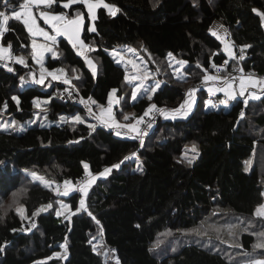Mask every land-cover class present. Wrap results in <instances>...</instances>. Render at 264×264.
Returning a JSON list of instances; mask_svg holds the SVG:
<instances>
[{"label":"trees","instance_id":"16d2710c","mask_svg":"<svg viewBox=\"0 0 264 264\" xmlns=\"http://www.w3.org/2000/svg\"><path fill=\"white\" fill-rule=\"evenodd\" d=\"M19 2L22 0H1L0 9L18 10ZM65 2L56 0L49 10L67 11L70 15L76 10L82 12L83 39L96 47L91 52L96 75L62 36L56 39V56L47 55L44 66L51 71L63 67L76 69L74 91L87 100L91 97L96 102L91 106L107 105L112 89L117 90L118 98L130 97L129 88L123 93L125 68L109 55L112 50L130 46L150 55L154 61L167 59L168 53H172L188 62L186 72L190 74L186 82L166 80L160 75L162 85L152 94L151 101L147 94L127 101L130 119L124 120L126 123L144 116L151 104L177 108L185 99L187 88L197 86L202 79V68L217 73L212 64L223 67L229 57L221 41L209 32L216 20L228 29L237 57L241 46L251 45L239 67L264 73V20L257 15L264 13V0H195V5L193 0H104L119 11L110 16L106 9L98 8L93 22L96 32L87 31L89 18L82 4L64 9L61 5ZM8 28L0 43L11 45L12 55L18 52L27 55L30 67L27 30L13 19L9 20ZM198 63L201 67H197ZM235 63L229 60L226 71L220 74L231 73ZM9 65L11 72L0 65V111L4 110L11 118L18 121L33 118L37 112L33 105L36 99L49 101L41 106L47 109V119L53 122L60 116L85 113L84 107L59 96L62 85L57 81H52L49 89L44 84L20 89V77L28 67L13 61ZM230 108L205 107L198 93L186 117L180 114L175 119L160 117L143 135V146L123 130L122 138L117 137L112 127L102 123H96L94 130L86 123L66 120L45 127L35 124L19 133L0 131V194L24 184L28 197L22 204L27 217L41 205L56 204L58 199L75 212L80 193L74 191L58 197L54 191L30 180L26 172L34 171L62 184L68 178L75 181L83 177L84 163L91 173L98 174L124 161L106 178L99 177L89 190L86 205L91 216L81 211L66 220L56 215L53 206L34 221H22L11 211L0 223V264H108L101 253L93 251V239L101 234V229V244L117 257L119 264H238L247 258L264 257V249L257 248L258 252L253 253L256 237L248 232L238 234L242 245L239 262L219 249H208L190 235L205 228L204 217L213 209L214 215L224 220L229 214L250 218L264 202V96L249 100L247 107L241 100L235 101ZM242 109L245 116L240 119ZM39 113L45 115L43 111ZM193 144L198 155L188 164L185 156L195 155L190 151ZM126 156L133 159L124 160ZM247 161H252L249 171H245ZM136 167L139 169L135 170ZM32 222L36 227L25 231ZM65 238L67 256L52 257Z\"/></svg>","mask_w":264,"mask_h":264},{"label":"snow or ice","instance_id":"6c2138e0","mask_svg":"<svg viewBox=\"0 0 264 264\" xmlns=\"http://www.w3.org/2000/svg\"><path fill=\"white\" fill-rule=\"evenodd\" d=\"M56 2V0H22V2H19V9H13L12 13L9 15L5 11H0V37L4 35L5 32L9 30L8 23L10 19H15L17 21H20L25 29L27 30L30 37H32V59L33 61L40 65V77L39 79H36L35 76L32 78V82L36 84H44L46 76H50L53 80H63V83L66 85H70L71 81L67 78L66 73L63 68L55 69L53 71H48L47 68L43 65V56L45 52H52L53 57L56 56V53L53 51L52 47H48L46 44H38L35 37H43L45 41H50L52 46L55 47L56 45V37L57 36H63L65 39L68 40V42L72 45L73 49L76 50V54L78 56H81L84 59L85 64L89 67V69L92 71L93 76L96 75V65L93 63L92 59L88 57L86 53L91 51H96V48L86 44L83 39H81V33L85 29V17L83 16L82 12L80 10H76L74 14L70 15L69 12L65 11L60 14H52L50 11H47L45 9H51L53 4ZM211 2V0H209ZM193 3L195 5V0H193ZM76 4H82L85 9H87L88 18L91 19L93 22L96 20V10L98 8L103 7L107 10L108 14L110 16H115L116 13L119 11V9L113 5L107 4L104 2V0H66L65 3H62L61 7L64 9H70L73 5ZM5 7H7V3L5 4ZM254 11H256L254 9ZM257 15L261 16V19L264 20V13L257 12ZM37 18L43 20L44 24L48 25L52 32L55 33V35H49L47 31H45L44 28H42L37 23ZM88 32H96V28L94 24L92 26L87 27ZM209 32L216 37V39L220 40L222 44H224V51L229 57V59H226L224 61V65L227 66L229 64V60H235L236 63L232 65V71L238 72L240 75L233 76L231 74H228L226 76L221 77L219 75L220 72L226 71V68L224 67H218L215 64H212V67L216 69L217 75H209L206 69L202 68V71H204L203 76V83L204 86H207L209 81L212 82H219V87H207V91L209 93H213L215 91H221L224 93V95L229 100H235L237 98V95L239 97L244 98L243 104L245 107L248 106L249 100H260L262 96H264V78L257 77L255 73H244V69L242 67H239L240 61H243L245 59V50L247 48H250L251 45H244L240 47L239 56L237 57L236 54L232 51V48L234 47L233 44L230 42H225L223 39V36L220 33L219 27L217 28H210ZM224 35H227V31L224 30ZM23 46V45H22ZM142 50L143 49V46ZM128 53L135 54V49L129 47L126 49ZM146 51V50H145ZM114 59L116 57H120V59L116 60V63H121V61L124 59L123 54L120 52H117L116 50H113L109 53ZM169 58V67H173L172 61L175 60V57L172 53H168ZM10 59L13 60L15 63L26 65V61L24 57H15L11 55V45H9L7 48L0 45V60H6ZM149 59H151V56L149 55ZM137 60L139 58L137 57L136 60L128 59L127 64H131L132 68L136 70V75H132L130 77L127 68L125 70V81L132 86V99L135 101L138 96V92L142 89L145 94H147V98L149 101L152 100V93H155L157 89L161 86V81H156L154 85L147 86L145 85L144 81L152 75L149 73L147 69V65L144 64L142 60H140L139 63H137ZM188 62L185 60H178L176 61V64L179 65L178 68H174V74L180 73L181 69L184 68V66ZM197 67H201V65L198 63ZM9 72L13 71L11 67H8L7 69ZM159 71V69L157 70ZM76 72V69H73V73ZM78 78V77H74ZM183 74L176 75V79L181 80L183 79ZM139 81L138 84H133V81ZM22 82H26L24 77H21ZM239 82L238 85H236V82ZM236 86V87H234ZM238 87V93L236 88ZM258 89V92H251L248 91V89ZM116 89H112V91L109 93L108 97V106L104 107L101 105H97V108L99 110V115L92 112L90 104H96L94 100H92L91 97L88 98V101H84L83 99L80 101L81 103L86 105V108L90 115L100 123L108 126L113 127L116 129H122L126 128L128 129L129 133H132L130 138L132 139H139V142L141 146H143V135L145 134L144 131L139 127L140 124L144 123V117L149 116L151 113L158 112L159 114L163 115L165 119L172 118L175 119L177 114H180L182 116H187L188 111L191 109V101L194 98L196 89H190L185 94L186 99L185 101L176 109L173 110H166L163 108H157L155 104H151L148 109L145 110L144 116L136 119L135 123H128V124H122L117 122L115 119V116L112 111V106L114 103H119L118 100H114V95L116 93ZM247 93V95H246ZM13 100H16L17 103H19V100L16 96L12 97ZM49 103L48 100L40 101V100H33V105L36 108H41L42 104ZM221 103H225V101H221ZM4 109H7V104L5 103ZM183 110V111H182ZM45 113V119L47 118L46 112L47 109H41ZM245 116V112L242 109L240 112V119H243ZM39 119V116L37 117ZM130 119L129 116L125 115L124 120L128 121ZM67 118L64 116L60 117L61 122H66ZM71 120L75 123H85L84 119L79 116L75 115L71 117ZM33 121L32 123H34ZM239 123V121H237ZM41 127H44L45 125L43 122H41ZM89 129L94 130L96 125L89 123L87 125ZM147 127L151 128L152 123L149 121L147 123ZM9 128H11L14 131H25V128L22 126H19L15 120H12L11 123H5L3 125H0V131H7ZM116 135H121V132L117 131ZM190 151L194 153L195 155H192L191 158H187L185 156V159H187V163L191 164L198 155L197 148L195 144L191 147ZM133 156H135V153H132ZM130 157H125L124 160H128ZM124 161H120L119 163L113 164L111 167H106L103 172L99 173V177H107L111 172L112 169H119L121 164ZM181 162V161H178ZM252 161L246 162L245 171H249L251 168ZM84 167V178L77 181L76 185L72 184V181L65 180L63 182V185L55 184L54 181L46 180L45 177L38 175L36 172H26V175L30 176L33 181H39L40 184L48 188L50 191H54L57 196H68L70 192L78 191L80 195L79 200V207L76 208L75 212L70 210V205L67 203L60 202L59 203V210L56 211V215L64 216L66 220H70L71 216L76 215L77 213L84 211L88 212V214L91 216V212L88 210V207L86 205V198L88 197L89 190L91 187L96 183L98 176L92 174L89 171V165L87 163L83 164ZM142 171V168L140 169ZM55 184V187L53 188V185ZM27 189L25 187H21L18 190L11 192V204L9 207H12V205H15L14 211L15 213L20 217L22 221L26 219H31L34 221V218L39 216L42 212H47L49 209L53 207L51 203L47 205H41L39 208H37L35 211L31 213V217H27L25 215L26 213V207L24 204L20 203V200L22 196L26 193ZM264 195V193H262ZM2 195H0V201H2ZM66 213V215H65ZM215 214V213H214ZM254 216L264 219V205H259L255 212ZM95 219V217H93ZM97 223H99L97 221ZM244 222L241 220L236 224H230L227 226V232L229 237H236L237 231L240 232H248V234L253 235L256 237V243L253 245V248H261L264 249V231L259 232H251V228L254 227L253 223L249 221L245 227H241V224ZM36 227V223L32 222L30 224V227L25 229V231H31ZM23 228V225H22ZM216 231H220L219 229H215ZM12 231H17L16 229H13ZM101 229V234H102ZM197 234H202L198 229L194 230ZM206 234V233H203ZM91 243V241H89ZM230 246L233 247H241L239 243L234 242L233 244H230ZM61 249H63V255L64 257L67 256V238H65V242L62 243L59 246ZM2 251V249H0ZM93 251L97 252V247L93 246ZM60 253H54V256L60 257ZM108 253H105V256H107ZM36 264H41V262H36ZM117 264L119 262L117 261ZM242 264H264V259L255 258L251 260H246L242 262Z\"/></svg>","mask_w":264,"mask_h":264},{"label":"rangeland","instance_id":"374dc122","mask_svg":"<svg viewBox=\"0 0 264 264\" xmlns=\"http://www.w3.org/2000/svg\"><path fill=\"white\" fill-rule=\"evenodd\" d=\"M19 9V8H18ZM45 10H47V11H50L52 14H60V13H62V12H56V11H53V10H49V9H45ZM0 11H5L6 13H8L9 15L12 13V11H11V9H7V8H2V9H0ZM86 11H87V9H86ZM87 15H88V13H87ZM217 21H219V20H216V21H214V23L215 22H217ZM37 23L42 27V28H44L45 29V31H47L48 33H49V35H55V33H53L52 32V29L48 26V25H46V24H44V22H43V20H41V19H39V18H37ZM214 23L212 24V27L211 28H213V25H214ZM90 26H92V25H90ZM82 33H83V31H82ZM82 33H81V39H83V35H82ZM223 36H224V34H223ZM59 37H61V36H57L56 37V39L57 38H59ZM63 37V36H62ZM225 37H228V36H225ZM32 37H30V46H31V42H32ZM35 39H36V41H37V43L38 44H46L48 47H52L53 48V51L55 52V53H57V50H56V48L55 47H53L52 46V44H51V42L50 41H45L44 39H43V37H39V36H37V37H35ZM224 39V41L225 42H229V40L228 39H225V38H223ZM84 40V39H83ZM87 44V43H86ZM0 45H2L1 43H0ZM90 45V44H89ZM3 46V45H2ZM92 46V45H91ZM3 47H5V48H7V46H3ZM93 47H95V46H93ZM130 46H121V47H119V48H117V49H115L117 52H120L121 54H123V56H124V59L121 61V63H119V65H122L124 68H125V70H126V68H127V71H128V73H129V75H130V77L132 76V75H136L137 73H136V70H134L133 68H132V66H131V64H127V60L128 59H133V60H136V58L138 57L139 58V60H137V63H139L140 62V60H142L143 62H144V64H146L147 65V69H148V71H149V73H151L152 75H150L145 81H144V83H145V85H147V86H152V85H154V83L156 82V81H160V79H159V77H161L160 75H164L165 77L163 78V79H166V80H175V81H177L178 79H176V75H180V74H183V79H181V80H178L179 82H186V80L188 79V77H189V74H190V72H186V65L184 66V68L183 69H181V72L180 73H176V74H174V68H178L179 67V65L178 64H176V61H178V60H180V59H178V58H175V60H173L172 61V64H173V67H169V58L167 57V59H164V60H162V61H154L153 60V58L151 57V59H149V56H148V54H146V53H144L143 51H141V50H136L135 51V54H133V53H128L127 51H126V49L127 48H129ZM96 48V47H95ZM131 48H133V47H131ZM134 49V48H133ZM75 50V49H74ZM223 50H224V44H223ZM113 51V50H112ZM232 51H233V48H232ZM31 58H32V46H31ZM75 52H76V50H75ZM92 52V51H91ZM91 52H88V53H86L87 55H88V57L90 58V59H92V61H93V63L95 64V60H94V57L92 56V53ZM111 52V51H110ZM109 52V53H110ZM47 55H49V56H51V57H53V55H52V52H45L44 53V56H43V65H44V62H45V58H46V56ZM12 56H15V57H24V59H25V61L27 60V55H25L24 53H22V52H18V53H16V54H13ZM111 56V55H110ZM81 57V56H80ZM112 57V56H111ZM113 58V57H112ZM114 59V58H113ZM117 59H120V57L118 56V57H116L115 59H114V61H115V63H116V60ZM11 61H13V60H11ZM9 62H10V59H6V60H0V65H3L6 69H8V67H11L10 65H9ZM14 62V61H13ZM15 63V62H14ZM118 64V63H117ZM26 65H27V63H26ZM96 65V64H95ZM24 66V65H23ZM87 66V65H86ZM28 66H24V68H27ZM45 67V66H44ZM88 67V66H87ZM46 68V67H45ZM64 68V71H65V73H66V76H67V78L71 81V84L70 85H66V84H64L63 83V80L61 79V80H53L50 76H46V79H45V82H44V85H46V89H49V86L51 85V83H52V81H57L59 84H61L62 86H66V87H69V88H71L72 90H76V85H75V83L73 82V79H74V77H77V73H73V71H71V70H67L65 67H63ZM89 68V67H88ZM28 69V70H27ZM24 72H23V74H22V76L21 77H24V79H25V81L26 82H22L21 81V77H20V83H19V88L20 89H23V88H25L26 86H29V85H33V84H36V83H33L32 82V78H33V76H35V78L36 79H39V77H40V65H38V64H36L34 61H33V59H32V63H31V66L30 67H28ZM66 69V70H65ZM159 69V71H157ZM48 71H51V70H48ZM208 72V71H207ZM208 73H210V72H208ZM231 73H233V71L231 70ZM204 74L205 73H203V76H204ZM220 74V73H219ZM230 74V73H229ZM221 75V74H220ZM200 81H202V79L200 80ZM199 81V82H200ZM126 82V81H125ZM74 83V84H73ZM139 83V81L137 80V81H133V84H138ZM161 85H162V83H161ZM198 85H199V83L197 84V86H192V87H188L187 88V92H188V90H190V89H196L197 87H198ZM125 86H126V88L123 90V93H125L126 91L128 92V88H129V98L128 99H126V97H124V96H122V97H117L116 95H114V100H118L119 101V103H114L113 104V106H112V111H113V114L116 112L117 114H118V116H116L115 114H114V116H115V119L117 120V122H119V123H122V124H128V123H126L125 121H124V116L125 115H128L129 114V111L126 109V105H127V101H130L131 99H132V86H130L127 82H126V84H125ZM191 86V85H190ZM158 90V89H157ZM200 91H196V93H199ZM145 93L143 92V90L141 89L139 92H138V96H141V95H144ZM153 94V93H152ZM187 97L185 96V99H186ZM185 99L183 100V101H185ZM36 100H39V99H36ZM133 100V99H132ZM204 100V99H203ZM40 101H44V100H40ZM237 101V100H236ZM211 102H214V103H220V100H219V98L218 97H216V96H211V97H209V99H208V101H206V102H204V103H206L207 104V107H209L208 106V104H210ZM183 102H181V104H182ZM230 101H225V103H222V105H224V107H227L228 105H230L231 106V104L233 103H231ZM234 103H235V100H234ZM242 103H243V101H242ZM180 104V105H181ZM211 105V104H210ZM213 105H217V104H213ZM44 106V105H43ZM108 106V103H107V105H105L104 107H107ZM230 106H229V108H230ZM90 107H91V109H92V112H94V113H96L97 115H99V110H98V108H97V105H95V106H91V104H90ZM116 108H120V110H118L117 111V109ZM228 108V109H229ZM41 109H43V107L41 106V108H37V112L34 114V116H33V118H31V119H29V120H25V121H18V120H16V119H14V118H11L8 114H6L5 112H4V110H1L0 111V125H3V124H5V123H11V121L12 120H15L16 122H17V124L19 125V126H22L23 128H25V129H27V128H29V127H31V126H33V125H41V122H43V124L45 125V126H49L50 124H55L56 122L57 123H60L61 121H60V117H59V119L56 121V122H53V121H50V120H48L47 118L45 119L44 117H45V115L43 114V115H41L40 113H39V111H41ZM231 109V108H230ZM75 115H79V116H81L83 119H84V121H85V123L88 125L89 123H92V124H96V123H100L99 121H97L96 119H94L93 117H92V115H90V113L88 112V110H86L85 111V113H80V112H77V113H75V114H73V115H67V116H64V117H66L67 118V120L68 121H72L71 120V117H73V116H75ZM39 116V119L37 118ZM119 119V120H118ZM33 121H35L34 123H32ZM134 121H136V120H134ZM134 121L132 122V123H134ZM74 122V121H73ZM44 126V127H45ZM112 129H114L115 131H114V133H115V135H116V132L117 131H119V132H121V130H123L124 132V134H128V135H133L132 133H129L128 132V129H124V128H122V129H116V128H113L112 127ZM5 132H13V133H19V132H21V131H14V130H12L11 128H9L7 131H5ZM123 133L121 132V135H116L117 137H120V138H122V136H123ZM146 133V132H145ZM139 140V139H138ZM131 159H133V157H131L130 156V158H129V160H131ZM139 169V167H136L135 168V170H138ZM28 172H32V171H28ZM101 172H103V171H101ZM100 172V173H101ZM37 173V172H36ZM38 175H40V176H43V175H41V174H39V173H37ZM99 174V173H98ZM98 174H94V175H97L98 176ZM44 177V176H43ZM30 180L32 179L30 176L28 177ZM98 178H99V176H98ZM46 179V178H45ZM47 180V179H46ZM24 181V180H23ZM34 182H36V183H39L40 184V182L39 181H34ZM20 187H24V184H22V185H20L19 187H17L16 189H14V190H10L9 192H7L6 194H0V195H2V199L4 200V201H8V200H10L11 199V192L12 191H15V190H18ZM55 186L53 185V188H54ZM70 193H72V192H70ZM69 193V194H70ZM81 195V194H80ZM59 197V196H58ZM60 202H63L62 200H60V199H58L57 200V202H56V204H54L55 202H53V206H55L56 207V210H59V203ZM64 203V202H63ZM261 205H264V202L261 204ZM216 210L215 209H213L212 211H211V213L208 215V216H206V217H204V220H203V222H204V225H205V228H203L201 231H200V233H202V234H196V232H191L190 233V235H194L193 236V239H195L194 241H196V242H199L201 245L203 244V246H205V247H207L208 249H210V250H212V251H218V249H219V251H221V253L223 254V255H225V256H230L231 255V257H233V258H235V260H237L238 262L241 260L239 257L240 256H238L239 255V253L242 251V245H241V243H240V241H239V237H238V234H240V231L238 230L237 231V236L236 237H229V235H228V232H227V226L228 225H230V224H236V223H238L239 221H243L244 223L243 224H241V227L243 228V227H245L246 225H247V223L249 222V221H251L252 223H253V225H254V227H252L251 228V232H259V231H264V219H260V218H258V217H256V216H252V217H250V218H248V217H238V216H235V215H233V214H229V216L228 217H226L225 218V220L223 219V218H220V217H218V216H216V215H214V212H215ZM65 215H66V213H65ZM63 216V215H62ZM64 217V216H63ZM215 229H219L220 231H216ZM203 233H206V234H203ZM101 235V234H100ZM100 235H98L97 237H95L94 239H93V246L95 245L96 247H97V252H99V253H101L102 255H103V257H104V259H105V262H107L108 264H112V262H114V264H117V261H118V259H117V257H115V256H113L112 255V253L110 252V250H108L106 247H104L102 244H101V240H102V237L100 236ZM158 241V240H157ZM159 242H161V240L159 239ZM234 242H237V243H239V245H241V247H233V246H230V244H233ZM156 243H158V242H156ZM256 243V242H255ZM254 243V244H255ZM223 247H225V248H223ZM252 250L253 251H255V252H253V253H257L258 252V249L257 248H252ZM263 250V249H262ZM261 249L259 250V256H260V254H261V252L260 251H262ZM55 253H60L61 255H60V257H62L63 256V249H61L60 248V250L59 251H57V252H55ZM105 253H108V255L107 256H105ZM52 257H56V256H54V253H53V256ZM59 258V257H58ZM257 258H260V259H264V257H257ZM252 259H255V258H252ZM246 260H251L250 258H247ZM246 260H242V261H240V263H238V264H242V262H244V261H246Z\"/></svg>","mask_w":264,"mask_h":264},{"label":"crops","instance_id":"0c3cea01","mask_svg":"<svg viewBox=\"0 0 264 264\" xmlns=\"http://www.w3.org/2000/svg\"><path fill=\"white\" fill-rule=\"evenodd\" d=\"M90 25H93V21L91 20V19H89V26ZM217 27H219V29H220V33H221V35L223 36V34H224V30H226L227 31V35H224L223 36V38H225V39H228L229 40V42L231 43V44H233L232 43V41H231V39H230V36H229V31H228V29L226 28V26L223 24V22L222 21H217V22H215L214 23V25H213V28L215 29V28H217ZM225 36H228V37H225ZM222 49H223V44H222ZM233 49H234V47H233ZM224 51V50H223ZM233 52H234V50H233ZM224 53H225V51H224ZM226 54V53H225ZM12 55V54H11ZM227 55V54H226ZM11 61V60H10ZM244 73L245 74H247L248 72H246L245 70H244ZM252 73V72H251ZM209 75H217V73H212V72H210V73H208ZM231 75H233V76H238V75H240V73H238V72H233V73H230ZM220 75V74H219ZM228 75V74H227ZM255 75L257 76V77H261V78H264V73H262V74H256L255 73ZM221 77H223V76H226V75H220ZM238 81L236 82V85H238ZM213 86H215V87H219L220 86V84H219V82H212V81H209L208 82V84H207V86H204V83H203V77H202V81H200L199 82V85H198V87L196 88V91L198 92V91H200L199 93L202 95V97H203V99H204V102H206V101H208V99H209V97H211V96H216V97H218L219 98V100H220V103H214V102H211L210 104H208V106L209 107H221V108H223V109H228L229 108V106L230 105H228L227 107H224V105H222V103H221V101H230L231 103L232 102H234V100H229L225 95H224V93L223 92H221V91H215V92H213V93H209L208 91H207V87H213ZM234 87H236V86H234ZM236 90H237V93H238V87L236 88ZM248 91H251V92H258V89H253V88H250V89H248ZM246 95H247V93H246ZM197 96H198V93H196L195 92V95H194V98H193V100L191 101V108L193 107V105H194V103H195V100H196V98H197ZM243 99L244 98H241V97H239V95H237V98L235 99V101L237 100V101H239V100H241V101H243ZM184 102V101H183ZM230 103V104H231ZM205 104V107H207V104L206 103H204ZM213 104H217V105H213ZM178 106H180V105H178ZM183 111V110H182ZM134 123H135V121H134ZM133 123V124H134ZM124 129H126V128H124ZM134 135V134H133Z\"/></svg>","mask_w":264,"mask_h":264},{"label":"built area","instance_id":"2783aa9c","mask_svg":"<svg viewBox=\"0 0 264 264\" xmlns=\"http://www.w3.org/2000/svg\"><path fill=\"white\" fill-rule=\"evenodd\" d=\"M13 20H15V19H13ZM240 51V49L238 50V52ZM222 66L224 67V68H226L227 66H225L224 65V62H223V64H222ZM246 72H248V73H251V71H249V70H245ZM253 73V72H252ZM58 94H59V96L62 98V99H65V100H70V101H72L75 105H78V106H80V107H84L86 110H87V108H86V105L85 104H83V103H81L80 101L83 99L84 101H88L87 99H85V98H83V97H81L80 95H78L74 90H72L71 88H69V87H66V86H62L60 89H59V91H58ZM90 106V105H89ZM157 106V108H163V109H166V110H173V109H176V108H169L168 106H165V105H156ZM179 106H177V108H178ZM160 117H163V115H161V114H159L158 112H153V113H151L149 116H146V117H144V123H142V124H140V128L144 131V133L145 132H147V131H149L150 129H152L155 125H156V122H157V120L160 118ZM149 121H151V123H152V127L151 128H148L147 127V123L149 122ZM93 174V173H92ZM84 178V176L83 177H81L80 179H77V180H75V181H73V180H71L70 178H68V179H66V180H70V181H72V184L73 185H76V182L77 181H79V180H81V179H83ZM59 185H63V183L62 184H59Z\"/></svg>","mask_w":264,"mask_h":264},{"label":"clouds","instance_id":"9594fccd","mask_svg":"<svg viewBox=\"0 0 264 264\" xmlns=\"http://www.w3.org/2000/svg\"><path fill=\"white\" fill-rule=\"evenodd\" d=\"M21 188V187H20ZM28 197V193H26L22 196L20 203H22L23 200H26ZM11 204V199L8 201H0V223H3L5 218L8 216V214L14 210L15 205H12V207H9Z\"/></svg>","mask_w":264,"mask_h":264},{"label":"water","instance_id":"95a60500","mask_svg":"<svg viewBox=\"0 0 264 264\" xmlns=\"http://www.w3.org/2000/svg\"><path fill=\"white\" fill-rule=\"evenodd\" d=\"M1 1V0H0Z\"/></svg>","mask_w":264,"mask_h":264}]
</instances>
